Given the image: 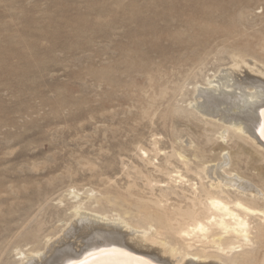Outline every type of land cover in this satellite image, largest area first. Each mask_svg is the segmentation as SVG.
I'll use <instances>...</instances> for the list:
<instances>
[{"label":"rangeland","instance_id":"374dc122","mask_svg":"<svg viewBox=\"0 0 264 264\" xmlns=\"http://www.w3.org/2000/svg\"><path fill=\"white\" fill-rule=\"evenodd\" d=\"M219 1L237 11L239 30L255 44L238 77L250 75L251 61V75L263 80L257 71L264 68V51L254 35L264 25V0ZM219 12L217 0H0V264H18V249L38 250L42 259L51 254L48 246L87 248L93 237L65 234L76 219L71 190L85 212L119 213L130 221L132 213L94 197L130 190V200L146 201L163 192L169 206L187 203L180 186L145 163L142 152L152 156L154 147L161 148L155 164H165L174 148L191 165L218 163L223 151V168L235 169L264 194L258 177H264L263 149L243 133L220 138L221 121L187 102L192 84L207 87L206 78L230 68L227 50L212 32L201 31L214 27ZM206 39L209 45L200 46ZM196 145L205 148L203 156L192 155ZM129 230L125 234L140 231Z\"/></svg>","mask_w":264,"mask_h":264},{"label":"bare ground","instance_id":"6f19581e","mask_svg":"<svg viewBox=\"0 0 264 264\" xmlns=\"http://www.w3.org/2000/svg\"><path fill=\"white\" fill-rule=\"evenodd\" d=\"M217 8L220 10L217 23L213 25L214 27H203L201 31H204L205 36L207 32H212L217 45H221V51L227 50L230 55L231 65L229 63V69L226 68L218 73L215 71L217 76L213 73L212 80L206 78L207 87H202L196 82L192 84V99L187 102L196 113L205 117L209 116L210 119L213 117V121H221L218 132L220 138L225 137L229 131L243 133L264 151V131H262L264 128V79L262 80L261 77L259 80L251 75L254 71L251 67L255 66L251 61L249 63L254 66L249 64L250 75L245 73V77L240 75L242 78H239L240 76L238 77L236 73L238 69L246 66L249 60L246 57L248 60L246 61L244 56L255 44L249 41V35L242 34L239 30L240 24L237 19L240 15H237V11L231 10L227 4H221L219 0H217ZM139 21L142 20L139 18ZM254 36L258 50L264 51V25ZM197 40H195L196 43ZM177 42L180 41L173 43ZM202 42V45H209L208 39L199 42L200 46ZM146 48L148 49L147 45ZM198 54L195 55L198 56ZM260 57L264 62V52ZM257 72L264 75V68L260 67ZM189 141L191 143V140ZM156 143L157 141L154 146ZM204 150L205 148L196 145L192 155L203 156ZM160 151L161 148L154 147L149 151L153 153L152 156H148L146 150L143 151L142 155L146 156L145 163L153 165L155 172L164 174L166 181L168 180L166 183L180 186L182 197L188 200L187 203L181 205V202H177L176 205L169 206L166 204L167 193L163 192L154 200L147 198L146 201L130 200L133 194L130 190L125 193H109L102 198L94 197L97 204L100 201L102 205L104 201L111 204L113 209L122 208L124 214L132 213L130 221L119 213L110 215L98 210L93 213L85 212L83 203L76 200L77 191L71 190L69 194H72L70 199H73L72 216L76 219L70 224L69 229H65L66 232L68 231V234L66 232L65 234L66 236L93 237L92 242L88 244L89 247H82L79 252H73L71 249L64 250L69 246L61 247L60 250H58L60 247L48 246V251L49 248L52 249L51 254L42 259L38 250L26 253L18 249L15 252L19 255L18 264H70V262L73 264H264V203L261 204L259 201V196L263 199L261 201H264V194L258 190L257 184L252 183L250 179H245L244 176L235 172V169L223 168L228 162L223 151L220 152L222 155L218 163L212 165L208 164L207 159H199L197 163L191 165L190 160L180 148H174L166 155L165 164L160 162L155 164L154 158L158 157ZM262 153L263 159L264 152ZM172 157L180 162L181 167L171 162ZM237 163L238 161L234 160L233 166L236 167ZM188 173L192 174L190 178ZM258 177L260 181L264 179L260 174ZM146 179L148 183L152 180L159 182L156 177L146 176ZM183 192H189V196H185ZM108 219H112L113 223H121L120 225L127 229L124 230L125 232L128 229H132L131 232L129 230L130 233L136 229L140 231H136L138 235L135 236L133 235L135 233L125 234L118 224H112L110 220V223H107ZM252 219L258 221L251 225ZM125 235H130L131 238L125 239ZM197 243L201 246L197 247ZM207 247L213 250L208 251Z\"/></svg>","mask_w":264,"mask_h":264},{"label":"snow or ice","instance_id":"6c2138e0","mask_svg":"<svg viewBox=\"0 0 264 264\" xmlns=\"http://www.w3.org/2000/svg\"><path fill=\"white\" fill-rule=\"evenodd\" d=\"M262 131H264V128H262ZM112 251H116V249H112ZM70 264H73V262H70Z\"/></svg>","mask_w":264,"mask_h":264}]
</instances>
